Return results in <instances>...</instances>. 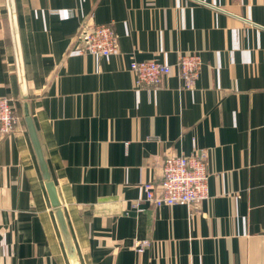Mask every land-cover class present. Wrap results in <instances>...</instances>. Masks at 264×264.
I'll list each match as a JSON object with an SVG mask.
<instances>
[{
    "label": "crops",
    "instance_id": "0c3cea01",
    "mask_svg": "<svg viewBox=\"0 0 264 264\" xmlns=\"http://www.w3.org/2000/svg\"><path fill=\"white\" fill-rule=\"evenodd\" d=\"M110 23L116 53H81ZM197 52L138 86L130 61ZM0 264H74L24 121L27 102L78 264H264V0H0ZM207 150L210 196L155 205L163 157ZM135 239H147L144 251Z\"/></svg>",
    "mask_w": 264,
    "mask_h": 264
},
{
    "label": "built area",
    "instance_id": "2783aa9c",
    "mask_svg": "<svg viewBox=\"0 0 264 264\" xmlns=\"http://www.w3.org/2000/svg\"><path fill=\"white\" fill-rule=\"evenodd\" d=\"M81 53L108 56L116 53L119 39L110 23H84L76 35ZM174 66L183 80V86L193 88L199 76L202 59L197 52L181 53L175 64L158 59H136L130 61L129 69L135 75L138 86L158 87L165 76L173 72ZM19 116L13 100L0 97V135L14 131ZM189 155L169 154L163 157V178L159 186L145 185V199L155 205H186L195 207L210 196L207 150L193 147ZM149 244L147 239H135L133 247L142 252Z\"/></svg>",
    "mask_w": 264,
    "mask_h": 264
},
{
    "label": "water",
    "instance_id": "95a60500",
    "mask_svg": "<svg viewBox=\"0 0 264 264\" xmlns=\"http://www.w3.org/2000/svg\"><path fill=\"white\" fill-rule=\"evenodd\" d=\"M23 116H24V121L26 123V126L28 128V131L30 133V137L32 139L33 142V146L34 149L36 151L39 163L41 165V169L44 175V179L46 181V187L49 193V196L51 198V201L54 205V207L56 208V214H57V218H58V222L60 225V229L62 231L65 243L67 245L68 251H69V255L71 257V259L73 260L74 264H78L77 263V258H76V253H75V249L70 237V233L68 231L67 228V224H66V220L61 208V204L57 195V190H56V186L54 184V182L51 179L50 173L48 171V167L46 164V161L44 159V155L41 149V145H40V141L38 139L37 136V132H36V128L34 126L33 120H32V116L30 115V111H29V107H28V103L24 102L23 103Z\"/></svg>",
    "mask_w": 264,
    "mask_h": 264
}]
</instances>
